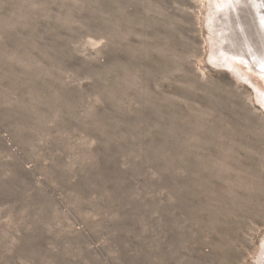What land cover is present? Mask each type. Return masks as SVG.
Wrapping results in <instances>:
<instances>
[{"label":"rangeland","instance_id":"1","mask_svg":"<svg viewBox=\"0 0 264 264\" xmlns=\"http://www.w3.org/2000/svg\"><path fill=\"white\" fill-rule=\"evenodd\" d=\"M226 1L0 0V264H264V0Z\"/></svg>","mask_w":264,"mask_h":264},{"label":"bare ground","instance_id":"2","mask_svg":"<svg viewBox=\"0 0 264 264\" xmlns=\"http://www.w3.org/2000/svg\"><path fill=\"white\" fill-rule=\"evenodd\" d=\"M213 1H215V4H217L216 0H213ZM225 1H226V0H225ZM230 1L232 2L231 4H233L232 7H234V9H235V13H236L235 16H236V15L238 16V14H239V12H238V11H239V8L237 9V6H241L242 3H245V4H246V2H248L249 0H230ZM251 1H252V0H251ZM226 2L228 3V1H226ZM252 3H253V5L256 6V4H255L256 2H253V1H252ZM252 3H248V4H251V5H252ZM224 4H225V3H224ZM229 4H230V3H229ZM245 4H244V5H245ZM242 5H243V4H242ZM251 5H250V6H247V7H248V10H249V7H251ZM224 6H227V7L229 8V6L226 5V4H225ZM247 7H246V8H247ZM224 8L227 9L226 7H224ZM241 8H242V7H241ZM244 8H245V6L243 7V9H244ZM255 8H256V7H255ZM244 10H245V9H244ZM251 10H253V9H251ZM227 11H228V10H227ZM229 11H230V10H229ZM245 11H246V10H245ZM254 11H256V10L254 9ZM233 12H234V10H233ZM240 12H242V11H240ZM248 12H249V11H248ZM244 13H245V14H243V15H246V12H244ZM228 14H229V13H228ZM253 14H254V13H253ZM243 15H242V17H243ZM227 16H228V15H227ZM237 16H236V18H237ZM228 17H229V16H228ZM231 17H232V15H231ZM233 17H234V16H233ZM247 17H248V16H247ZM252 17H253V16H252V14H251V15H250V18H252ZM234 18H235V17H234ZM244 18H246V16H245ZM259 18H261V17H259ZM228 19H229V18H228ZM238 19H239V18H237L236 21H237ZM241 19H242V18H241ZM253 19H254V17H253ZM256 19H257V17L255 16V20H256ZM217 20H218V19H217ZM229 20H231V19H229ZM248 20H249V19H247V21H248ZM251 20H252V19H251ZM259 20H261V19H259ZM242 21H244V19H243ZM249 21H250V20H249ZM244 22H246V21H244ZM227 23H228V22H227ZM237 23H239L238 26H237L238 28L236 27L237 30L239 29V30L242 31V28L244 27V24H246V23L243 24V22H242V23H240V22H236V25H237ZM250 23H252V22H250ZM253 23H254V22H253ZM262 23H263V22H262ZM228 24H230V21H229ZM234 24H235V23H233V25H234ZM242 24H243V25H242ZM231 25H232V24H231ZM251 25H252V24H251ZM249 26H250V25H249ZM229 27H230V25H229ZM234 27H235V26H234ZM253 27H255L254 24H253ZM236 28H235V29H236ZM248 28H251V26L248 27ZM229 29H230V28H229ZM251 29H252V28H251ZM260 29H261V28H260ZM231 30H232V29H231ZM231 30H230V32L232 33L233 30H232V31H231ZM237 30H236V31H237ZM249 30H250V29H249ZM252 30H253V29H252ZM252 30H251V31H252ZM236 31H235V32H236ZM254 31H255V30H254ZM254 31H253V32H254ZM244 32H245V36H246V30H245V28H244ZM253 32H252V33H253ZM249 33H250V32H249ZM258 33H259L258 35H260V31H259ZM232 34H233V33H232ZM253 34H254V33H253ZM255 34H257V32H255ZM255 34H254V35H255ZM251 35H252V34H251ZM251 35L248 34V36L252 37L253 35H252V36H251ZM231 36H232L231 39H232V40L234 39V42H236V41L238 40V38H237L236 36H233V35H231ZM242 36H243V35H242ZM245 36H244V37H245ZM261 36H263V35L261 34ZM229 37H230V36H229ZM246 37H247V36H246ZM246 37H245V38H246ZM254 37H256V36H254ZM254 37H253V38H254ZM259 38H260V36H259ZM248 39H249V38H248ZM251 39H252V38H251ZM251 39H250V41H251ZM239 40L242 41L241 39H239ZM246 40H247V39H246ZM257 40H258V39H257ZM259 40H260V39H259ZM261 40H262V38H261ZM262 41H264V38H263ZM242 42H243V41H242ZM244 42H245V41H244ZM253 42H257V41L255 40V41H253ZM253 42L251 41V43H253ZM259 42H260V41H259ZM259 42H258V43H259ZM248 43L250 44V42H248ZM261 43H262V42H261ZM239 44H240V42H239ZM241 44H242V43H241ZM245 44H246V43H245ZM253 44H254V43H253ZM255 44L257 45V43H255ZM262 44H263V43H262ZM243 45H244V43H243ZM246 45H248V44H246ZM260 45H261V44H260ZM260 45H259V47H260ZM248 46H249V45H248ZM251 46H252V45H251ZM253 46H254V45H253ZM253 46H252V48L249 46L251 49H253L252 51H254V49H255V48H253ZM257 46H258V45H257ZM257 46H256V47H257ZM259 47H258V48H259ZM263 47H264V45H263ZM241 48H242V47H241ZM260 48H261V47H260ZM261 51H262V50H261ZM254 52H256V51H254ZM259 52H260V50H259ZM256 53H258V52H256ZM261 53H263V52H261ZM259 54H260V53H259ZM263 54H264V53H263ZM255 56H258V55H255ZM258 57H262V61H261V60L258 61L257 58H255L254 61L257 62V63L255 64V63L252 61L253 64H254L255 66H254L252 63H251V64H252V67L260 68V69H259V70H260V71H259V74H260V72H261V73L264 75V56L262 55V56H258ZM244 61H245L246 63H248L245 59H244ZM252 67H251V68H252ZM257 70H258V69H257ZM257 72H258V71H257ZM263 75H262V76H263Z\"/></svg>","mask_w":264,"mask_h":264}]
</instances>
